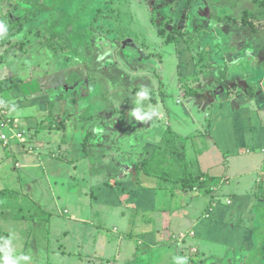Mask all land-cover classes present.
Masks as SVG:
<instances>
[{"label":"crops","instance_id":"crops-1","mask_svg":"<svg viewBox=\"0 0 264 264\" xmlns=\"http://www.w3.org/2000/svg\"><path fill=\"white\" fill-rule=\"evenodd\" d=\"M51 2L60 6L57 0ZM255 2L264 4L228 1L230 9L238 4L243 11L238 14L241 9H236L223 21L233 24L237 14L242 22L254 17ZM2 19L7 16L0 8V32L6 37ZM19 28L16 31L25 35L22 25ZM223 33L229 43L238 40L234 33ZM52 34L55 37L51 33L48 38ZM3 45L1 41L0 101H5V116L13 120V130L6 131L7 143L0 137V222L5 229L15 223L23 230L30 228L25 216L16 221L18 216L11 211L20 200V210L28 203L34 206L32 224L44 225L35 237L28 235L29 243L28 238L24 245L19 242V263L27 258L30 244V264H236L238 240L248 247L247 253L241 248V255L260 251L264 79L257 83L258 98L249 100L241 91L236 96L215 84L211 90L202 85L186 104L176 100L182 107L176 115L166 104L165 85L159 81L167 126L160 119L157 126L120 123L109 130L114 122L111 113L103 108L94 114L89 103L77 104L78 92L67 99L58 95L57 102L47 97L42 80L62 66L57 64L61 58L53 61L56 53L49 43L45 51L36 45L42 55L49 54V60L33 66L37 74L30 77L20 73L21 62L4 60L9 50ZM66 60L63 67L73 66V59ZM181 60L186 76L189 61ZM225 60L224 65L229 64L231 55ZM219 67V63L211 67L215 79L221 76ZM207 72L203 71L202 80L211 76ZM175 81L180 88L183 81ZM185 119L190 127L182 125ZM156 120L153 116L152 122ZM17 131L23 133L21 139L14 137ZM210 245L217 252H208Z\"/></svg>","mask_w":264,"mask_h":264},{"label":"rangeland","instance_id":"rangeland-1","mask_svg":"<svg viewBox=\"0 0 264 264\" xmlns=\"http://www.w3.org/2000/svg\"><path fill=\"white\" fill-rule=\"evenodd\" d=\"M10 1L14 6L0 0V8L7 16V19H2L6 26L4 30H8L6 37L0 32V44L1 41L5 43L3 50H9L4 60L10 63V59H16L21 62L19 65L23 70L20 73L25 77L36 75L33 66L49 60V54L42 55V49L39 50L36 45H42L44 51L48 50V36L54 33L56 42L53 52L56 54L53 61L61 58L62 62L58 61L57 64L62 66L42 80L44 91H48L47 97L56 99L59 95L67 99L78 92L80 98L77 104L89 103L94 114L103 108L111 113L110 118L114 122L107 126L109 130L120 127V123L141 127L149 122L156 126L163 122L167 126L169 121L165 117L167 112L160 97L159 81L164 82L165 102L175 115L182 108L181 104H176V100L184 104L191 92L201 89L202 85L211 90V85L215 84L220 91L236 96L241 91L248 100L259 96L257 83L264 79L262 3L255 2L254 17H247L242 22V15L238 14H242L243 9L238 4L230 9L228 1L232 0H61L60 6L53 5L52 0ZM236 9L241 10L234 23L230 21V25L226 24L223 18ZM19 25H22L21 32L25 35L18 32ZM38 31L40 34H37ZM225 31L236 34L238 40L229 43L228 39L222 37ZM258 40L261 43L257 44ZM249 46L251 49L246 48ZM239 48L243 52L240 55L237 54ZM228 55H231L232 61L224 65ZM67 56L75 61L70 68L63 67L68 62ZM186 58L189 63L185 76L181 59ZM216 63L222 65L221 72L226 70V75L221 73L219 79L214 78L215 72L211 69ZM203 71H208L207 74L211 76L202 80ZM176 78L183 81L180 88L176 85ZM242 78L245 83L248 82L246 87L240 82ZM261 87H264V80ZM1 101L5 102L3 99ZM56 102L54 105L59 106ZM153 116L158 123L152 122ZM160 119L163 121L160 122ZM182 125L190 127L191 122L185 119ZM256 149L259 152V148ZM52 186L55 187L54 184ZM60 188L62 191L66 189L65 186ZM19 202L11 205L16 208L11 210L13 216H18L16 221L25 216L30 228L23 230L21 224L15 223L6 226L7 230L0 219V264L6 255L4 247L7 244L10 245L7 255L12 264H30L32 244L27 246L25 261L19 263V242L23 241L24 245L28 238L29 243L28 235L35 237L44 229L42 224L37 227L32 224L30 214L34 212L31 210L34 206L28 203L25 208L22 205L20 210ZM0 211L3 212V209L0 208ZM237 244L239 261L236 264H264V243L260 251L252 249L256 252L251 251L249 256L240 254L241 248L247 253L248 247L244 248L239 240ZM207 250L217 252L211 245Z\"/></svg>","mask_w":264,"mask_h":264},{"label":"built area","instance_id":"built-area-1","mask_svg":"<svg viewBox=\"0 0 264 264\" xmlns=\"http://www.w3.org/2000/svg\"><path fill=\"white\" fill-rule=\"evenodd\" d=\"M5 113H6V106L0 102V131H2L0 134V137L4 141V143H7L8 135L6 131L7 129L13 130L12 128L13 120L10 119L9 116H5ZM13 135L16 139H21L23 136V133L17 131V132H14Z\"/></svg>","mask_w":264,"mask_h":264},{"label":"trees","instance_id":"trees-1","mask_svg":"<svg viewBox=\"0 0 264 264\" xmlns=\"http://www.w3.org/2000/svg\"><path fill=\"white\" fill-rule=\"evenodd\" d=\"M58 1V3H56V4H58V5H61L62 3H61V0H57ZM52 37H50V45H51V48H54L55 46V41H54V36L53 35H51ZM54 44V45H53ZM62 49H64V47H62ZM62 57V56H61ZM221 67H222V65L219 67V69H221ZM221 71V70H220ZM226 71V70H225ZM225 71H223V72H221V73H223L224 75H226V72ZM225 72V73H224ZM225 78V77H224ZM228 79V78H227ZM192 92H195V91H192ZM191 92V93H192ZM1 103H3V101H0ZM4 104V103H3ZM5 105V104H4ZM260 188H261V191H262V193H263V195H264V178H263V182H261V184H260Z\"/></svg>","mask_w":264,"mask_h":264},{"label":"clouds","instance_id":"clouds-1","mask_svg":"<svg viewBox=\"0 0 264 264\" xmlns=\"http://www.w3.org/2000/svg\"><path fill=\"white\" fill-rule=\"evenodd\" d=\"M0 28H2V25H0ZM2 264H12V262L8 259L7 254L3 257Z\"/></svg>","mask_w":264,"mask_h":264},{"label":"flooded vegetation","instance_id":"flooded-vegetation-1","mask_svg":"<svg viewBox=\"0 0 264 264\" xmlns=\"http://www.w3.org/2000/svg\"><path fill=\"white\" fill-rule=\"evenodd\" d=\"M157 1H163V0H157ZM160 6V5H159Z\"/></svg>","mask_w":264,"mask_h":264}]
</instances>
